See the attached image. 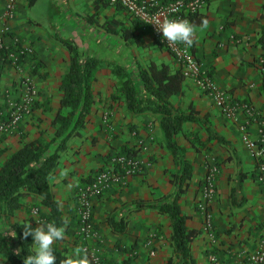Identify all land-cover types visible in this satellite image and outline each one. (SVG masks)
I'll return each mask as SVG.
<instances>
[{"label":"crops","instance_id":"1","mask_svg":"<svg viewBox=\"0 0 264 264\" xmlns=\"http://www.w3.org/2000/svg\"><path fill=\"white\" fill-rule=\"evenodd\" d=\"M39 1L28 6L29 0H11L10 18L6 15L10 0H0V37L7 44L19 40L32 46L34 53L26 58L25 67L30 61L34 65L32 71L40 93L37 103L44 105L45 110L50 109L33 108L31 117L25 119L15 133L0 135V150L8 154L41 132L52 136L51 122L62 96L61 79L69 66L68 52L58 37L73 40L77 45L92 43L90 37L81 39V29L87 32L97 27L96 21L107 20L104 31L114 34L106 28L119 26L121 19L129 15L122 7L106 0H46L43 13L50 22V29L46 31L40 21L29 14ZM263 3L264 0H206L199 14L206 16L207 27L194 26V43L190 49L209 72L213 87L225 93L229 102L240 104L233 117L227 118L210 93L190 79H185L181 92L169 99L175 109L183 113L193 109L198 118L186 121L183 132L177 136L178 143L186 149L192 170L189 185L179 203L182 211L190 216L187 226L201 230L190 245L194 264H246L248 253L264 237V183L256 178L255 148L246 144L259 139L260 123L264 120V73L255 63V59L264 53L258 43L264 27ZM61 32L65 34L61 35ZM121 43L128 44V40L122 37ZM147 59L164 62L171 70L180 69L164 46L158 47ZM18 77L19 73L12 65L0 63V92L11 89ZM114 77L112 70L104 66L96 73L89 121L80 135L67 140L66 148L59 153V164L50 181L52 195L66 219L68 236L77 234L78 223L72 225L71 221L78 220L79 188L107 165L112 147L116 146L120 151L137 149V156L149 167L128 177L125 186L93 196L90 200L92 220L107 244L111 236L116 244L120 237L138 236L135 248H102L104 259L114 264H162L173 250L170 219L155 208L132 213L127 208L135 200L154 202L156 197L172 193L174 186L170 179L175 165L163 143L159 114L129 110L122 93L120 98L111 95L115 91L111 85ZM4 103L0 98V106ZM107 121L112 123L114 133L119 134V140L113 144L112 135L104 127ZM208 125L213 134L222 138L220 141L216 138L207 140ZM132 127L135 130L130 133ZM196 140L201 144L194 142ZM212 165L218 170L209 208L213 235L204 229V215L194 208L202 198L206 170ZM241 174L245 177L240 181ZM40 201L37 195L24 198L21 208L10 218L13 222L27 219L31 216V205ZM121 215L127 223L124 232L118 234L108 219ZM151 233L154 237L147 248L144 240ZM67 239L69 254L79 249L76 243ZM0 264L7 262L0 257Z\"/></svg>","mask_w":264,"mask_h":264},{"label":"trees","instance_id":"2","mask_svg":"<svg viewBox=\"0 0 264 264\" xmlns=\"http://www.w3.org/2000/svg\"><path fill=\"white\" fill-rule=\"evenodd\" d=\"M35 1L29 0L28 6L33 5ZM134 20L137 19L134 18ZM204 20L206 16L197 13L191 17L190 23L193 26L203 25ZM106 29L116 33V26ZM121 35L128 41L133 37L129 29H124ZM58 39L68 52L69 66L61 79L62 96L59 101L60 106L51 122L54 129L52 136L41 132L38 137L23 142L10 154L0 150V257L7 264H23V257L32 254V238L24 237L23 227L28 223L32 227L38 226L34 219L29 217L22 221L5 223V219L13 216L15 211L21 208L24 198L30 195L39 196L40 203L48 209L49 223H55L58 226L63 224L65 233L68 229L66 219L53 198L50 181L59 164V153L66 148L67 140L72 136L80 135V131L89 121L94 103L93 84L96 73L103 67V60L81 53L73 40L60 37ZM258 43L264 49V27ZM5 44L0 37V54L3 56L1 64L10 62L7 59V49H19L22 43L17 42L9 47ZM154 44L163 47L162 43L155 38ZM23 57L24 55L20 56L18 63L23 60ZM262 58L264 53L255 59L259 68L261 67L259 60ZM108 64L112 66L114 75L120 79L121 93L129 110L132 112L144 110L159 114L163 143L175 165V171L171 173L170 179L174 186L172 193L162 194L156 197L154 202L135 200L127 209L129 213H132L146 208H155L159 213L167 215L171 223L170 241L173 250L162 264H194L190 245L200 235L201 230L187 226L186 222L190 216L182 211L179 203L189 185L192 170L186 149L178 143L177 136L183 132L182 126L186 121H196L198 118L193 109L188 113L180 112L169 100L181 92L185 78L181 69L171 70L168 64L154 60H149L146 65H139L135 71L132 70L134 73L115 62L110 61ZM207 128L208 141L212 138L218 141L222 139L213 134L210 125ZM194 142L201 144L199 140ZM137 152V149L132 148L120 151L123 155L131 157H136ZM260 162L264 163V160H256V178L261 175L258 168ZM244 177L241 174L240 181ZM108 222L114 232L119 234L124 232L127 220L121 215L109 218ZM12 232L16 235L12 236ZM54 251L57 264H63L64 258L69 255L65 238L54 243Z\"/></svg>","mask_w":264,"mask_h":264},{"label":"built area","instance_id":"3","mask_svg":"<svg viewBox=\"0 0 264 264\" xmlns=\"http://www.w3.org/2000/svg\"><path fill=\"white\" fill-rule=\"evenodd\" d=\"M111 5L122 7L130 16L137 19L146 27L155 39H158L174 60L180 65L181 72L185 79H190L200 88L210 93V96L221 106L223 114L227 118H232L234 113L241 107L238 103H231L227 100L225 93L216 90L212 85V78L209 72L203 68L200 62L192 53L190 47L182 42L172 43L168 42L162 36L161 30L153 23H148L150 20L159 19H177L188 20L199 13L201 8L205 5L206 0H106ZM9 2V1H8ZM6 15L12 17V3L7 5ZM19 40L13 44L6 46H14ZM7 59L9 63L18 64L20 56L23 58L31 57L34 50L31 46L21 44L19 49H7ZM22 58V59H23ZM3 56L0 54V61ZM20 63V62H19ZM260 70L264 72V58L259 60ZM22 89L20 90L19 98L15 100H7L8 110L6 112L0 111V135H10L18 130L20 124L27 118L31 117L33 109L32 104L37 99V90L34 86L32 78L25 77L21 82ZM248 110V109H247ZM251 110L249 109V112ZM7 116L4 118L3 116ZM247 146L255 148L254 158L256 160H264V120L260 123L259 139L256 142L247 141ZM142 161L136 156L119 155L114 158L113 163L95 173L91 182L83 185L78 190V234L83 240H96L97 231L92 220V204L91 198L97 196L103 191L107 190L111 185L122 183L128 177L135 175L141 170ZM259 171L261 175L258 180L264 183V163H259ZM218 172L215 165L209 166L205 173V183L202 190V198L199 201V206L203 210L204 226L208 232L212 228V216L209 210L205 209L207 201L214 193L215 175ZM35 223L38 225L45 224L43 219L33 217ZM87 254L90 264H106L102 262L98 255L99 248H89L84 246L82 248ZM246 264H264V237L260 240L258 246L247 255Z\"/></svg>","mask_w":264,"mask_h":264},{"label":"rangeland","instance_id":"4","mask_svg":"<svg viewBox=\"0 0 264 264\" xmlns=\"http://www.w3.org/2000/svg\"><path fill=\"white\" fill-rule=\"evenodd\" d=\"M45 3H46V0H40L39 3L35 4L30 9L29 14L32 16H35L38 19V21H40V26L42 28L46 29V31H48L50 29V22L46 19V17L44 16V13H43V9H45V5H44ZM121 20H123V21L119 26H116V33H114V34H110L109 32L104 31L105 25L108 24V22H109L107 20L104 21L103 23H100V21H96L95 23L97 24V27H92V29L90 28V30H87V32L85 30L81 29V31L84 34V35L83 34L81 35V39L82 40H88V38L90 37V40L93 42L92 43L79 44L78 45L79 50L81 51V53H84L86 55L101 58V60H103V66L105 67V69L112 70V66L108 64V62L111 61V62L117 63L120 66L128 67L129 70L135 71L136 67H138L139 65H146L147 64V62L150 60V59H147V56L149 54L153 55V52H156L158 47H156L153 44L154 43L153 42L154 37L151 34V32L146 27H144L142 24H140L138 20L135 21L134 18L132 16H129V15H127V17L124 16V18H122ZM89 23L91 25L94 24L92 22H89ZM124 29H129L133 34V37L131 38V40L128 41V44L121 43V38H122L121 34H122ZM60 34L63 35L65 33L61 32ZM26 61H27V59L23 58V60L16 65L9 63L10 65H12L17 70V72L19 73V77H18L17 81L13 82V84H12L13 86L11 89H5L2 92H0V98H2V100L5 101L4 105L0 106V111H2V112H6L9 108V106L7 105L8 104L7 100H11V99L15 100V99L19 98L18 96L20 94V90L22 89L21 82L25 77L32 78V80L34 82V86L37 90V96L36 97L40 96V93L38 92L37 85L35 82V78H36L35 76L36 75H35L34 71H32L34 65L30 61V62H27L28 65L25 67ZM111 85L115 89L114 93H112L111 95L114 96L115 98H120V96H121V84H120V79L116 75L114 77V81L111 82ZM15 91H17L16 95H14ZM37 107L43 108L42 111L50 110V109L45 110L44 105H40L39 102L37 103V99H36L32 104V109L33 108L36 109ZM107 116H108V114H107ZM3 117L6 118L7 116L4 115ZM108 121L104 122V125H105L104 127L107 129V132H109L112 135L113 141L111 142V144H113V143H115L116 140H119V134L116 135V133H114L112 123L108 122ZM134 130L135 129L133 127L131 128V130L129 129L130 133L133 132ZM11 134H13V133H11ZM133 135H134V137H137L136 134H133ZM120 139H122V138H120ZM75 146L77 147V145H75ZM111 151L112 152L108 156V159H107V162H108L107 165L105 167L100 168L95 173H97L98 171L105 169L106 167L110 166L113 163L114 158H117V156L123 155V153H120L119 148L116 146L112 147ZM137 157L142 161L140 170L144 171L147 167H149V165L148 164L144 165L145 161L140 156H137ZM137 174H140V173L137 172L136 175ZM91 180L89 182H91ZM126 182H127V179H125V181L122 183H117V184L111 185L108 189L111 190V189H114L116 187L125 186ZM202 190H203V188H202ZM214 191H215V188H214ZM213 194H212V197L210 198V202L213 198ZM201 197H202V192H201ZM200 200H201V198H200ZM208 201H207V204L205 207V209H207V210H209V208H210V202H208ZM194 208L201 213L203 212V210H201V208L199 206V202L198 203L196 202ZM30 209H31L30 210V214H31L30 218L31 217L32 218L38 217V218L43 219L45 222L49 223L48 209H45L44 206L40 202H35L34 204H32ZM76 217L78 218V211H77ZM74 219H75L74 221H71L72 225L75 224V222L78 223V220H76V218H74ZM10 221L13 222V219H11L10 217L8 219H5V223H8ZM97 232H98V230H97ZM213 232H214V230L212 227L211 230L209 231V233L213 235ZM77 234H78V230H77ZM77 234H71L68 236V231H67L65 233V236H64L66 245L68 246V244H67L68 239L67 238H69L71 242H74V244L76 243L77 246L76 245L75 246L79 249L83 248L84 246H87L89 248H99L98 255L100 256L102 262H104L106 264H114V263L109 261V260H106L102 257L103 256L102 255V248H109V247H111V248H135V246H137L136 245V239H135L136 237H138L137 235H132V237H130V238L120 237V241H118L119 242L118 244H116V242L114 241V239L111 236L110 241L107 244L106 239L104 238V236H101L99 232L97 234L98 235L97 239L96 240L92 239L90 241L81 239L79 234H78V236H77ZM153 237H154V233H151L148 237L145 238V240H144L145 247L149 248V246L151 245L150 243L152 242ZM132 239H134L133 243H131Z\"/></svg>","mask_w":264,"mask_h":264},{"label":"clouds","instance_id":"5","mask_svg":"<svg viewBox=\"0 0 264 264\" xmlns=\"http://www.w3.org/2000/svg\"><path fill=\"white\" fill-rule=\"evenodd\" d=\"M153 22L158 26L162 32V36L168 42H182L188 47L193 45L195 28L188 20L164 19L161 21L159 19H153L148 23ZM202 24L204 27H207V20H204ZM23 228L24 237L31 236L33 244L32 254L23 257V264H57L54 243L64 239V225L58 226L55 223H38V226L32 227L28 223ZM11 235L15 236L16 233L12 232ZM63 264H89V260L84 250L77 249L64 258Z\"/></svg>","mask_w":264,"mask_h":264}]
</instances>
